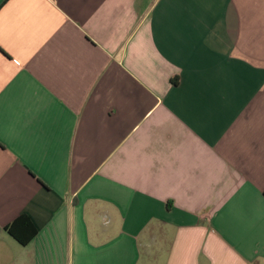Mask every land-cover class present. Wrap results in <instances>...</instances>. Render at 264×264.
<instances>
[{"label":"crops","instance_id":"1","mask_svg":"<svg viewBox=\"0 0 264 264\" xmlns=\"http://www.w3.org/2000/svg\"><path fill=\"white\" fill-rule=\"evenodd\" d=\"M0 264H264V0H0Z\"/></svg>","mask_w":264,"mask_h":264},{"label":"trees","instance_id":"2","mask_svg":"<svg viewBox=\"0 0 264 264\" xmlns=\"http://www.w3.org/2000/svg\"><path fill=\"white\" fill-rule=\"evenodd\" d=\"M6 230L21 244H28L36 235L37 229L27 215H21L6 226Z\"/></svg>","mask_w":264,"mask_h":264}]
</instances>
